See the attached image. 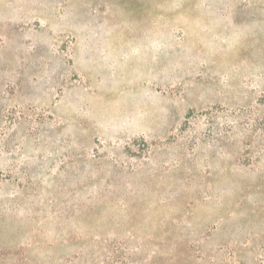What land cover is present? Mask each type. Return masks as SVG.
<instances>
[{
	"label": "rangeland",
	"instance_id": "obj_1",
	"mask_svg": "<svg viewBox=\"0 0 264 264\" xmlns=\"http://www.w3.org/2000/svg\"><path fill=\"white\" fill-rule=\"evenodd\" d=\"M0 264H264V0H0Z\"/></svg>",
	"mask_w": 264,
	"mask_h": 264
}]
</instances>
